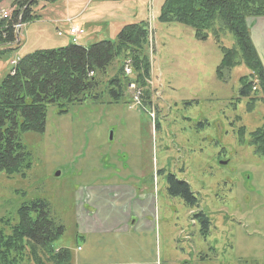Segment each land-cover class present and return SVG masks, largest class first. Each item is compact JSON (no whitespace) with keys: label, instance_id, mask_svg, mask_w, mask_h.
I'll list each match as a JSON object with an SVG mask.
<instances>
[{"label":"rangeland","instance_id":"obj_1","mask_svg":"<svg viewBox=\"0 0 264 264\" xmlns=\"http://www.w3.org/2000/svg\"><path fill=\"white\" fill-rule=\"evenodd\" d=\"M15 2L2 0L0 11L11 15ZM161 2L114 3L109 13L121 21L85 24L76 44L59 38L73 27L64 16L93 12L95 3L39 1L32 8L37 20L23 24L25 42L0 55V84L40 44L49 50L113 41L124 26L148 18L151 98L133 107L124 80L118 103L106 93L63 115L49 107L44 132L20 137L31 164L24 177L0 172V226L18 224L20 209L41 201L63 227L52 248L68 249L72 264L85 251L89 260L92 253L104 258L90 264H264V152L251 137L264 128V99L257 92L240 97L239 79L249 75L243 65L218 80L219 46L212 37L197 40L183 24L159 22ZM221 45L232 48L229 34ZM169 175L188 184L192 204L170 192ZM82 212L89 217L84 230Z\"/></svg>","mask_w":264,"mask_h":264},{"label":"trees","instance_id":"obj_2","mask_svg":"<svg viewBox=\"0 0 264 264\" xmlns=\"http://www.w3.org/2000/svg\"><path fill=\"white\" fill-rule=\"evenodd\" d=\"M39 1L56 0H16L9 20L0 21V55L19 48L14 26L18 21L23 25L37 20L32 8ZM261 17H264V0H164L157 20L185 25L199 41L212 37L222 54L216 78L222 80L225 70L243 65L249 75L239 79L240 97L257 92L264 99V67L247 24L249 19ZM148 33V24L142 21L124 26L113 41L88 47L68 45L36 50L21 57L0 84V172L24 177L31 164L20 137L27 132H44L49 107H57L63 115L72 106L89 100L101 101L106 93L109 103H118L125 93L124 80L128 84L122 70L125 60L131 62L136 83L143 87L151 70ZM226 33L233 40L232 48L221 45V37ZM144 99L148 100L147 91ZM243 131L238 133L241 140ZM251 137L257 151L264 152V128L252 132ZM167 179L172 194L190 204L194 202L187 183L178 182L170 175ZM30 210L37 213L34 218L28 214ZM19 213L20 221L14 226L1 221L0 264H23L26 260L32 264L72 263L68 249L52 248V243L62 236L63 227L49 218L44 202H34ZM200 216L207 232L209 222ZM206 235L203 231L202 236Z\"/></svg>","mask_w":264,"mask_h":264},{"label":"crops","instance_id":"obj_3","mask_svg":"<svg viewBox=\"0 0 264 264\" xmlns=\"http://www.w3.org/2000/svg\"><path fill=\"white\" fill-rule=\"evenodd\" d=\"M119 1H122V0H117V1L116 0L115 1H112V0H87V3L85 5L89 4L91 6L94 3L96 4V7H94V10H92L93 12L89 11L90 12L89 13V12H87V10L84 12V9H88V8H82V9H79L77 12L73 13V15L66 13L64 17L67 18V16H69V18H71L73 20V26H77L80 28L81 27L83 28L85 26V24H90L91 27L94 26L95 28H97L98 26H104L105 24H108L110 21L120 22L121 21L120 17H111V15L109 13L113 9L114 3H118ZM161 4H162V2H161ZM161 4L158 7L157 16L159 15V10L161 8ZM92 7H93V5H92ZM105 12H108V13L104 14ZM157 16H156V18H157ZM147 20H148V18H146L145 21H147ZM247 24L249 27L250 37H251L252 43H253L256 51H257L259 59L262 62L264 59V56H263L264 55V17L253 18L250 21L248 20ZM66 28H68V26ZM26 32L27 31L25 30L24 33H26ZM26 37H27V35H26ZM26 37L24 34H22V38H21L20 42L21 43L25 42ZM61 37H65V39H67L66 37H68V39H69L67 32H65V34H62L61 36H59V38H61ZM69 41H70V39H69ZM19 48H20V46H19ZM44 49L45 48H44L43 44H40L39 48H37V50H44ZM262 65L264 66L263 62H262ZM81 216L82 217H81L80 222H79L80 223L79 229L84 230L86 228V226L89 225L88 224L89 223V217H87L84 212H82ZM81 239L83 240L82 237H81ZM76 250L80 251V254L83 253V251L81 249H79V247H77ZM103 259L99 258V257H95V255H93V253H92V260H89L88 252L85 251L82 256L75 258L74 264H90V262H92V261H100L101 262Z\"/></svg>","mask_w":264,"mask_h":264},{"label":"built area","instance_id":"obj_4","mask_svg":"<svg viewBox=\"0 0 264 264\" xmlns=\"http://www.w3.org/2000/svg\"><path fill=\"white\" fill-rule=\"evenodd\" d=\"M9 18V15L6 11H0V20H5ZM21 28L20 24H16L14 26V30L17 32ZM84 31L81 28L78 27H71L69 29V36L71 37V42L75 44L78 40V38L83 35ZM16 65V62L13 64ZM124 74L129 76L132 73L131 69V62L128 60L126 63H124L123 66ZM91 75V74H90ZM129 89L133 90V96H132V103L135 106H139L142 103L143 98V91L142 89L138 88L135 84H130Z\"/></svg>","mask_w":264,"mask_h":264},{"label":"water","instance_id":"obj_5","mask_svg":"<svg viewBox=\"0 0 264 264\" xmlns=\"http://www.w3.org/2000/svg\"><path fill=\"white\" fill-rule=\"evenodd\" d=\"M110 138H111V135H110ZM222 164H226V163H222ZM58 175V173L56 174V176Z\"/></svg>","mask_w":264,"mask_h":264}]
</instances>
